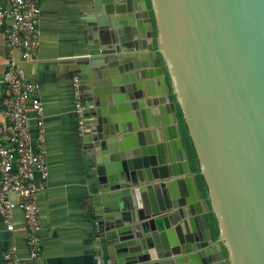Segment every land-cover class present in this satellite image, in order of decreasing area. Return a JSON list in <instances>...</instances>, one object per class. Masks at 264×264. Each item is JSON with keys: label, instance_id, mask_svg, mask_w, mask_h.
I'll return each instance as SVG.
<instances>
[{"label": "water", "instance_id": "water-1", "mask_svg": "<svg viewBox=\"0 0 264 264\" xmlns=\"http://www.w3.org/2000/svg\"><path fill=\"white\" fill-rule=\"evenodd\" d=\"M88 2L87 50L63 62L85 79L93 224L109 264H264V0Z\"/></svg>", "mask_w": 264, "mask_h": 264}, {"label": "crops", "instance_id": "crops-1", "mask_svg": "<svg viewBox=\"0 0 264 264\" xmlns=\"http://www.w3.org/2000/svg\"><path fill=\"white\" fill-rule=\"evenodd\" d=\"M8 2V0H7ZM88 0H40V45L29 59L22 57L21 48L10 49L5 41L11 20L0 23V77L13 60L26 76L39 84V96L44 104L46 159L49 177L38 196L42 222V251L29 255L26 223L23 213L14 214V230L8 231L0 218V256L16 245L23 264H109L106 242L97 236L93 224L92 183L94 131L89 118L79 125L73 95L72 65L63 61L87 50L89 22ZM88 74L87 70H83ZM90 79V78H89ZM91 80V79H90ZM84 86L81 85V96ZM5 87L0 84L1 97ZM30 130L37 136L36 116L28 109ZM92 122V121H91Z\"/></svg>", "mask_w": 264, "mask_h": 264}, {"label": "built area", "instance_id": "built-area-1", "mask_svg": "<svg viewBox=\"0 0 264 264\" xmlns=\"http://www.w3.org/2000/svg\"><path fill=\"white\" fill-rule=\"evenodd\" d=\"M40 0H0V23L11 20L6 32L10 49L21 48L22 57L29 59L40 45ZM0 84L5 87L0 108V218L8 231L14 230V214L22 211L26 223L27 244L31 258L42 251V222L38 196L49 177L46 159L44 104L39 84L28 78L11 60ZM75 110L83 125L84 104L81 81L73 77ZM36 116V141L30 130L28 109ZM0 264H23L17 246L11 245L0 256Z\"/></svg>", "mask_w": 264, "mask_h": 264}, {"label": "trees", "instance_id": "trees-1", "mask_svg": "<svg viewBox=\"0 0 264 264\" xmlns=\"http://www.w3.org/2000/svg\"><path fill=\"white\" fill-rule=\"evenodd\" d=\"M152 20H153V24L155 25L154 15H152ZM154 35H155V41H156V35H157L156 27L154 29ZM164 66H165V70H166L167 81L170 83V77H169L168 72H167V67L165 64H164ZM171 98H172V100L176 101V95L174 93H171ZM177 116H178L181 132H182L183 142H184V145H185V148L187 151L189 163H190L192 171L196 175L202 198H203L205 205L207 207L206 216H207L209 228L211 230L212 237L214 239H217L219 237V234H220L218 219H217V216H216L214 210L211 207V201L209 198V188H208L206 179H205L203 173L201 172V166H200V161L198 158L197 150L195 148L193 139L190 135L188 125L185 121L181 107L178 103H177ZM223 249H224L225 255L227 256L228 255L227 249L225 247H223Z\"/></svg>", "mask_w": 264, "mask_h": 264}, {"label": "flooded vegetation", "instance_id": "flooded-vegetation-1", "mask_svg": "<svg viewBox=\"0 0 264 264\" xmlns=\"http://www.w3.org/2000/svg\"><path fill=\"white\" fill-rule=\"evenodd\" d=\"M80 81H81V79H80ZM205 203V202H204ZM206 206V205H205Z\"/></svg>", "mask_w": 264, "mask_h": 264}]
</instances>
